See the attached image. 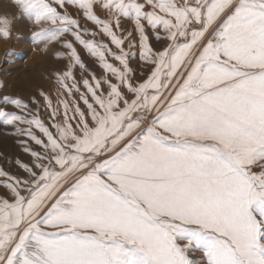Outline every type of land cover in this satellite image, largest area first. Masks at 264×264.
I'll return each mask as SVG.
<instances>
[{
	"label": "snow or ice",
	"instance_id": "6c2138e0",
	"mask_svg": "<svg viewBox=\"0 0 264 264\" xmlns=\"http://www.w3.org/2000/svg\"><path fill=\"white\" fill-rule=\"evenodd\" d=\"M16 3L64 68L55 101L2 97L0 264H264V0Z\"/></svg>",
	"mask_w": 264,
	"mask_h": 264
},
{
	"label": "rangeland",
	"instance_id": "374dc122",
	"mask_svg": "<svg viewBox=\"0 0 264 264\" xmlns=\"http://www.w3.org/2000/svg\"><path fill=\"white\" fill-rule=\"evenodd\" d=\"M92 2L93 10L100 18L111 19L114 16L113 10L103 7L106 0H92ZM68 11L74 18L81 19L82 27L87 28L89 32L94 30L95 26L91 22L82 19L83 10H79L77 6H69ZM0 17L11 21L9 37L4 38L0 35V84L4 85L3 88H0V106L9 107L4 105L2 99L4 95L21 97L27 101L33 95H37L41 89L48 92L55 101L59 86L53 78L52 72L54 69L64 68V61L54 57L56 51L63 50L60 43L52 42L47 52L42 51L44 44L34 42L31 35L33 31L38 29V26L23 12L16 0H0ZM122 27L131 30L132 24L125 19L122 21ZM66 38L70 39L71 37L66 36ZM86 38L91 37L86 36ZM98 39L104 40L106 38L100 36ZM151 42L156 49H160L164 43L163 41L157 42L155 37H151ZM78 51L87 66L97 76L101 75L102 69L98 67L95 58L90 57L82 48L78 47ZM113 63L118 62L113 61ZM131 67L136 71V78L139 80L148 73L151 66L144 65L137 56L131 60ZM74 75L77 79L81 78L78 68L74 71ZM83 75L87 76L88 73H83ZM37 99H39L38 96ZM41 115L44 118L47 117L48 113L42 109ZM18 139L19 137L13 134L11 127L4 126L0 122V165H3L6 170L9 169L7 160L17 156L27 160V156L22 154L20 145L16 142ZM12 171L15 170L12 169ZM3 192L4 189L0 188V194Z\"/></svg>",
	"mask_w": 264,
	"mask_h": 264
}]
</instances>
